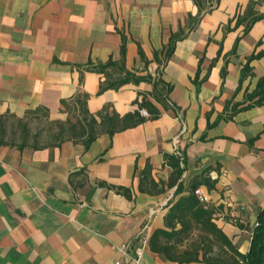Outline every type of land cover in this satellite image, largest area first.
<instances>
[{
  "label": "crops",
  "instance_id": "crops-1",
  "mask_svg": "<svg viewBox=\"0 0 264 264\" xmlns=\"http://www.w3.org/2000/svg\"><path fill=\"white\" fill-rule=\"evenodd\" d=\"M256 14H264L260 0H220L177 42L161 71L175 113L149 96L158 76L153 53L179 26L188 31L198 15L193 0H0V115L43 109L48 120L65 121L62 102L79 93L92 114L111 105L125 115L143 94L160 110L157 120L102 134L87 148L70 140L39 150L0 146V264H172L149 242L194 182L206 206L221 207L217 227L248 253L251 233L236 224L251 229L264 208V105L231 117L225 107L249 104L245 94L264 76V56L247 62L264 51V18L245 32ZM122 34L125 68L145 79L99 93L104 76L82 67L119 61ZM245 65L251 72L242 79ZM164 154L180 160L181 193L166 187ZM148 164L164 183L159 195L138 190Z\"/></svg>",
  "mask_w": 264,
  "mask_h": 264
},
{
  "label": "trees",
  "instance_id": "trees-1",
  "mask_svg": "<svg viewBox=\"0 0 264 264\" xmlns=\"http://www.w3.org/2000/svg\"><path fill=\"white\" fill-rule=\"evenodd\" d=\"M219 1L193 0L198 15L188 18V31L184 27L179 26L176 32L170 33L167 44L161 50L153 53L154 61L158 64V76L152 82L153 90L149 96L166 110L170 109L176 113L174 105H170L168 102V95L172 87L161 79V71L169 62L177 42L183 40L189 32L194 30L201 17L212 11ZM260 2H264V0H260ZM263 18L264 14H256L251 22L245 26V32L248 31L250 25L256 22V20ZM126 39V36L122 34L119 61L109 60L106 63L98 62L97 64L89 62L82 67L85 71L104 76V79L99 84V93L112 89L118 90L126 83H138L142 79H145V77H138L125 68ZM235 49L236 46L233 49L234 52ZM138 56L145 63V66L149 63L139 44ZM263 56L264 51L252 54L248 57L247 62ZM247 72L250 73L251 70L248 65H245L242 71V79ZM194 84L196 86L199 85L197 79H194ZM256 85L257 87L254 91L245 94V100L249 104L244 107H240L241 104L226 105L225 112L229 113L230 117L246 108L264 105V76L258 79ZM86 98L87 94L79 93L68 102H62L67 112L65 121L48 120L47 113L43 109L27 112L23 118H17L13 114L0 115V146H16L13 142L8 143L6 140L7 125L10 118L21 124L23 128L22 142L16 147L20 150L26 147L39 150L40 148L55 147L69 140L74 143H81L87 148L102 134H108L112 138L115 133L142 125V123L148 120H157L160 115V110L149 102L144 94L141 96L140 101L138 99L134 101L137 109L129 111L122 116L116 113L111 105H106L98 113L92 114L88 111L85 104ZM142 109L146 110L147 116L140 115L139 111ZM39 113L51 125L49 132L51 133L54 130L51 136L55 140V143L40 147L35 144L30 146L27 142V138L29 137L27 118L30 115L37 116ZM37 137L39 136H35V139H38ZM163 160L171 168V176L166 183V187L170 189L176 186L177 193H181L182 189L179 180L182 177L183 169L180 166V160L173 155L167 154L163 155ZM139 176L138 190L141 193L159 195L165 192L164 183L162 181L155 182L152 178L151 166L149 164L139 173ZM205 182L209 187L212 186L207 180ZM200 185V182L192 183L188 188V195L181 196L174 202V205L164 216L166 229H160L153 233L149 242L150 249L172 264H190L191 262L206 264H264V208L257 214V221L251 229L243 224H236L239 229L248 230L251 233L250 249L248 253L242 254L226 233L217 227L215 223L214 216L219 209L221 210V207L206 206V204L199 203L197 200L194 191ZM97 186H103L112 190L129 201L133 197V191L130 188L112 186L104 182L98 183Z\"/></svg>",
  "mask_w": 264,
  "mask_h": 264
},
{
  "label": "rangeland",
  "instance_id": "rangeland-1",
  "mask_svg": "<svg viewBox=\"0 0 264 264\" xmlns=\"http://www.w3.org/2000/svg\"><path fill=\"white\" fill-rule=\"evenodd\" d=\"M27 120L29 129L27 142L30 146L35 144L40 147L55 143V140L51 136L52 133H54V130L51 133L49 132L51 125L45 120L41 113L37 116L30 115ZM8 121L6 140L8 143L13 142L17 146L22 142V125L12 118ZM35 136H39L37 137L38 139H35ZM228 215H230V213ZM229 217H231V219L238 218L236 215H230Z\"/></svg>",
  "mask_w": 264,
  "mask_h": 264
},
{
  "label": "built area",
  "instance_id": "built-area-1",
  "mask_svg": "<svg viewBox=\"0 0 264 264\" xmlns=\"http://www.w3.org/2000/svg\"><path fill=\"white\" fill-rule=\"evenodd\" d=\"M140 115H141V116H142V115L147 116V112H146L144 109H142V111H140ZM194 194H195L197 200L199 201V203H202V204H203V203H207L208 200H209L207 194H206L202 189L197 188V189L194 191ZM235 221H236V220H234V222H235ZM127 248H128V245H125V246L123 247V249H127ZM137 252H138V254H140V250H137Z\"/></svg>",
  "mask_w": 264,
  "mask_h": 264
}]
</instances>
